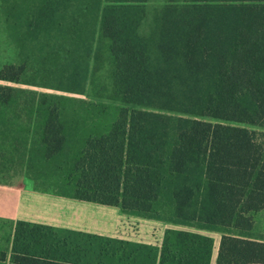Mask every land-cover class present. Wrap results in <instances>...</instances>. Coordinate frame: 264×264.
I'll return each instance as SVG.
<instances>
[{"label": "trees", "instance_id": "16d2710c", "mask_svg": "<svg viewBox=\"0 0 264 264\" xmlns=\"http://www.w3.org/2000/svg\"><path fill=\"white\" fill-rule=\"evenodd\" d=\"M148 1L45 0L0 81L82 94L102 26L113 93L125 106L104 133L85 139L65 195L197 231L169 229L157 250L126 243L98 264H211L213 241L199 231L220 233L214 264H264V240L250 233L264 210V0H185L194 4L164 17L182 29L164 27L152 62L130 34V10L101 13L105 3ZM12 92L0 85V107ZM41 97L34 112L45 117L48 159L62 149L66 110L60 98ZM49 229L17 222L9 264H79L49 254L39 235ZM142 248L149 252L138 258Z\"/></svg>", "mask_w": 264, "mask_h": 264}, {"label": "crops", "instance_id": "0c3cea01", "mask_svg": "<svg viewBox=\"0 0 264 264\" xmlns=\"http://www.w3.org/2000/svg\"><path fill=\"white\" fill-rule=\"evenodd\" d=\"M44 2L45 0H0V34L6 33L7 35H3L6 38L11 35L13 44L20 43L29 33L34 13ZM153 3L152 1L129 5L105 3L101 11L103 15L107 8L114 9L118 11L117 13L130 10L131 14L126 13L131 19L130 34L143 48L148 62L155 61L158 57L157 45L164 27L177 26L164 19L170 15L174 17L176 13L188 10V6L194 4L185 1H164L159 7L157 4L152 7ZM123 6H127L126 9L120 8ZM12 28L20 29L16 32L15 39L14 33L11 34ZM99 35L103 36L109 44L113 62L110 86L113 91L115 65L111 51V39L104 33L102 26L97 30L92 55L97 48ZM0 85L10 87L9 83L2 81ZM10 88L13 89V87ZM30 107L33 106L30 105ZM44 122V116L37 119L28 114L0 117V146L1 141H4V151L0 150V158L11 154L10 159L8 158L10 163L0 167V172L3 171L0 176L4 177L3 179L0 177V257L3 256L0 258V264H9L14 228L17 222L77 230L98 236H114L118 223L121 221L118 218L122 219L124 215L118 207L74 199L57 191L39 188L38 185L31 183L34 182L30 175L32 170H34L32 174L35 172L34 157L44 155ZM32 124H41L40 129L42 130L35 133L30 132ZM102 133L104 132H88V134L78 135L76 132L63 131L61 136L64 141L78 139L84 143L86 138ZM29 135L33 139H30ZM64 143L63 150L65 149ZM82 147L83 144L81 149ZM6 148H10V153H7Z\"/></svg>", "mask_w": 264, "mask_h": 264}, {"label": "rangeland", "instance_id": "374dc122", "mask_svg": "<svg viewBox=\"0 0 264 264\" xmlns=\"http://www.w3.org/2000/svg\"><path fill=\"white\" fill-rule=\"evenodd\" d=\"M151 1L154 2L152 7L155 4L159 7L161 3L168 0ZM17 31H20V29L12 28L11 34L14 33V39ZM5 34H0V69L6 63L18 60V47L23 41L13 44L12 36L10 35L9 38L3 37ZM98 40L97 48L93 55H91L89 61L87 82L82 94L9 83V86L13 87L14 90L9 103L0 107V117L28 114L29 116L41 119L43 114H37L34 110L36 104L42 99L41 95L46 93L47 95H54L60 98L61 104L65 107L66 111L60 118L61 121L65 122H63L64 132H76L78 135L80 133L88 134V132H103L115 118L116 108L124 107L125 105L111 91L110 82L113 62L109 51V44L101 35H99ZM30 105L33 107H30ZM40 127L41 124H32L30 125V132L35 133L41 131L42 129ZM30 139L33 138L30 136ZM64 142L65 149L63 150L62 146V149L57 155L48 159L44 155L43 157L42 155L34 157L33 168H35V172L32 174L34 171L32 170L30 174L32 175L31 179L34 181L31 182L32 184L38 185L39 188L50 189L62 194L71 193L72 188L65 185V179L68 174V169L72 166L70 164L79 153L83 141L67 139ZM3 143L4 141L2 140V145L0 146L2 148L0 150L2 151H4ZM6 149L7 153H10V148ZM10 155L6 154L0 158V167L1 165L10 163L8 160V158L10 159ZM26 168L27 165L25 164ZM0 173H3V171ZM0 177L2 179L4 178L2 176ZM118 219L121 221L118 223L117 232L114 236L95 238V234L65 228H53L54 231L53 229L44 230L39 235L47 236V242L50 244L49 254L53 257L68 259L79 264H98L99 261L104 259L103 255L105 250L108 252L117 250L120 247L127 246L126 243H130L134 247L142 245L143 247L149 246L157 250L161 245L164 233L169 229L197 231L193 227L174 225L165 221L147 219L131 214H124L122 219ZM199 232L209 236L213 241L211 264H214L220 233L214 231ZM250 233L252 237L264 240V210L254 215V225ZM36 237H38L37 234ZM63 239H66V244L59 246V242L63 243ZM28 248L29 253H39L42 251V248L36 245H29ZM141 250V255L138 258L145 257L149 252L145 248Z\"/></svg>", "mask_w": 264, "mask_h": 264}]
</instances>
